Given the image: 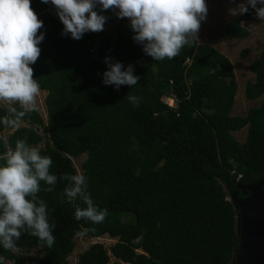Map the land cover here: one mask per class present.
<instances>
[{"label":"trees","instance_id":"16d2710c","mask_svg":"<svg viewBox=\"0 0 264 264\" xmlns=\"http://www.w3.org/2000/svg\"><path fill=\"white\" fill-rule=\"evenodd\" d=\"M31 7L44 25L41 54L30 66L45 92L46 123L32 109L18 119L27 124L14 127L4 121L16 120L24 110L0 106V133L12 129L0 135V164L5 139L13 148L17 139L31 146L43 142L38 148L51 157L50 171L58 179L52 192L43 191L48 185L41 182L38 197L55 225V242L49 248L25 232L15 248L38 246L41 254L33 264H67L74 236L106 234L116 239L111 246L94 242L73 264H108L111 258L110 264H230L238 243L236 210L223 185L242 200L264 194V184L259 191L236 186L264 176V98L244 116L230 115L236 90L232 64L207 44L184 46L177 57L154 61L133 40L130 21L111 10L96 9L108 18L103 31L75 40L62 35L63 24L50 2L31 0ZM257 20L248 6L247 13L225 22L223 32L244 38L248 30L241 22ZM106 57L125 69L132 65L138 84L118 90L105 85ZM249 69L254 77L244 83L243 94L251 100L264 96V48ZM167 94L174 107L163 103ZM127 95L136 96L138 105ZM39 126L45 135L38 133ZM243 127L240 143L231 132ZM82 153L87 192L94 205L108 212L102 223L76 220V207L86 205L79 197L69 202L63 195L67 181L59 178L77 174L70 157ZM123 214L131 216L134 228L125 226ZM0 258L22 264L2 246Z\"/></svg>","mask_w":264,"mask_h":264},{"label":"clouds","instance_id":"9594fccd","mask_svg":"<svg viewBox=\"0 0 264 264\" xmlns=\"http://www.w3.org/2000/svg\"><path fill=\"white\" fill-rule=\"evenodd\" d=\"M55 7L63 24L62 35L75 40L87 32H101L107 17L96 11L115 13L118 18H127L135 33L133 40L143 46L146 55L154 61L177 57L184 46L198 42L201 21L206 19V0H41ZM262 5L257 7V4ZM250 5L257 17L264 21V0H246L237 8L230 9L231 15L245 14ZM43 21L31 7V0H0V101L15 102L24 111L16 113V120H5L15 125L20 116L35 108V98L40 91L34 79V64L40 54L39 44L44 40ZM108 70L103 73L105 85L134 86L139 77L133 74V66L126 69L121 62L105 58ZM138 105V98L127 95ZM6 151L0 164V246L13 250L23 233L37 237L51 248L55 242L54 224L49 222L47 204L38 197L41 182L52 192L57 176L50 169L52 159L42 155L41 150L31 146L26 139H17L15 147L4 140ZM59 179L67 181L63 195L69 202L78 197L85 207L75 210L76 220L102 223L108 212L94 205L87 192V179L83 174L65 173ZM63 203V200L61 201ZM83 234V233H78ZM2 259V258H0Z\"/></svg>","mask_w":264,"mask_h":264},{"label":"rangeland","instance_id":"374dc122","mask_svg":"<svg viewBox=\"0 0 264 264\" xmlns=\"http://www.w3.org/2000/svg\"><path fill=\"white\" fill-rule=\"evenodd\" d=\"M240 3H246V0H206L208 9L207 16L205 20L201 21L198 33L199 39L197 42L214 47L230 60L236 81V90L229 114L234 116H244L249 107L257 106L264 98V96H259L250 100L246 99L243 94L244 83L247 80H252L254 77V74L249 69V63L254 60L259 55V52L264 48V21H261L260 19L257 21H242V25L248 30V35L244 38H228L223 32L225 22L237 16L231 15L229 10L237 8ZM109 29L110 27H106V31ZM242 51L244 54L241 57L240 54ZM44 96L45 92L40 90L35 98V108L33 109L31 106H28L27 111L32 109L35 110L40 115L42 122L45 125L47 112L44 105ZM161 99L166 106H175V100L171 94H167ZM13 104L19 105L15 102L0 101V106L6 108H9ZM26 124V121H19L14 127ZM36 129L38 133L45 135L42 126L36 127ZM11 130L5 129L0 133V135L2 137H6ZM231 134L236 141L241 143L245 139L246 127H243L238 131H232ZM134 138L136 141L139 140V137L137 136H134ZM42 146L43 142H39L36 145V147ZM70 159L76 172L81 174L82 170L80 165L85 159V154L82 153L78 156L70 157ZM263 179L264 177L261 181H263ZM223 189L226 194V199L230 200V191H228L227 187L224 185ZM122 220L127 228H134V223L129 214H123ZM128 239L131 243L136 242V239L132 236L128 237ZM115 240V238L109 237L106 234L98 237L74 236V247L66 257L67 264H73L76 260L77 254L90 244L99 242L107 248L111 246ZM12 251L16 257L22 261V264H33L41 254L38 246H34L28 251L23 248H15ZM136 251L139 252L140 249H137ZM112 260L113 259L111 258L108 264H110ZM1 262L3 264H15L13 260H6L3 258L1 259Z\"/></svg>","mask_w":264,"mask_h":264},{"label":"water","instance_id":"95a60500","mask_svg":"<svg viewBox=\"0 0 264 264\" xmlns=\"http://www.w3.org/2000/svg\"><path fill=\"white\" fill-rule=\"evenodd\" d=\"M264 177V176H263ZM262 177V178H263ZM262 178L257 180L259 183V186L256 188L252 187H246V185L249 184H244L245 186H239L236 183V186L239 188H246L250 190H258L260 185L264 182ZM256 182V181H255ZM261 182V183H260ZM254 183V182H252ZM243 185V184H240ZM235 199H238L235 197V195L232 193L230 197V201H232L233 206L236 210V235H237V246L234 250L233 257L231 260L230 264H234V258L236 251L239 246V219H238V209L236 207ZM243 202L244 204V220L245 224L250 228L251 234H250V239L248 242V247H247V255H246V261L245 264H264V235H263V230H264V194L259 195V193L255 194L253 197L247 199V200H242L238 199Z\"/></svg>","mask_w":264,"mask_h":264},{"label":"bare ground","instance_id":"6f19581e","mask_svg":"<svg viewBox=\"0 0 264 264\" xmlns=\"http://www.w3.org/2000/svg\"><path fill=\"white\" fill-rule=\"evenodd\" d=\"M239 186H245L240 185ZM259 186V183L256 181L254 183H251L250 185H246V187H252L256 188ZM236 207L238 209V219H239V246L235 254L234 258V264H245L246 261V255H247V247L248 242L250 239L251 230L250 228L245 224L244 220V204L242 201L235 199ZM264 235V230H263Z\"/></svg>","mask_w":264,"mask_h":264},{"label":"flooded vegetation","instance_id":"af4514ba","mask_svg":"<svg viewBox=\"0 0 264 264\" xmlns=\"http://www.w3.org/2000/svg\"><path fill=\"white\" fill-rule=\"evenodd\" d=\"M264 184V182L260 185V187L259 188H261V186ZM255 191H258V190H255Z\"/></svg>","mask_w":264,"mask_h":264},{"label":"built area","instance_id":"2783aa9c","mask_svg":"<svg viewBox=\"0 0 264 264\" xmlns=\"http://www.w3.org/2000/svg\"><path fill=\"white\" fill-rule=\"evenodd\" d=\"M168 106L172 107V105H168Z\"/></svg>","mask_w":264,"mask_h":264}]
</instances>
